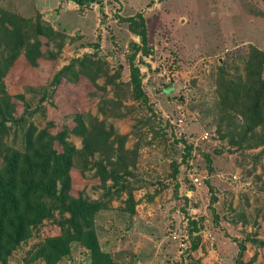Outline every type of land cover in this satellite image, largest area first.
I'll return each mask as SVG.
<instances>
[{"label": "rangeland", "instance_id": "rangeland-1", "mask_svg": "<svg viewBox=\"0 0 264 264\" xmlns=\"http://www.w3.org/2000/svg\"><path fill=\"white\" fill-rule=\"evenodd\" d=\"M58 1L0 0V9L24 18L25 34L38 19L67 34L41 36L37 63L22 50L6 74L15 106L0 165L23 149L31 127L73 128L81 113L114 141L88 154L82 134L67 137L83 151L71 171V194L103 202L91 229L110 264H264V143L254 146L264 129L247 132L239 114L221 108L217 92L221 74L244 79L251 72V47L264 52V0H62L64 10ZM137 13L148 31L149 52L135 58L147 101L127 86L133 43L141 39L126 18ZM86 55L104 62L96 82L79 73L77 59ZM118 135H127L124 151ZM121 152L127 186L109 190L114 181L102 184L95 162L122 174ZM43 200L51 215L0 264H48L40 247L62 232L70 214L57 196ZM52 264L95 263L92 251L73 240L70 253Z\"/></svg>", "mask_w": 264, "mask_h": 264}, {"label": "trees", "instance_id": "trees-1", "mask_svg": "<svg viewBox=\"0 0 264 264\" xmlns=\"http://www.w3.org/2000/svg\"><path fill=\"white\" fill-rule=\"evenodd\" d=\"M96 1V0H87ZM80 4L82 0H79ZM130 30L138 35L141 43H133L134 52L130 55L131 80L127 85L131 86L134 98L147 101V96L142 87L140 67L135 63L139 52L148 54V31L146 20L142 13L126 18ZM25 21L23 17L7 10L0 9V51L9 50L4 58H0V148L4 144L7 133V122L14 115L15 101L7 89L6 74L14 66V62L25 51V57L32 64L37 63L41 56V36L49 40L67 37L66 33L56 30L51 24L38 19L25 34ZM34 38L33 43L30 39ZM80 61V71L93 82L102 74L103 63L94 59L92 55H86ZM264 52L256 47H251L248 65L251 72L244 78H234L225 74L218 77L217 92L220 105L226 112H235L245 121L247 132L258 127L264 129ZM106 65V64H105ZM66 67V69H68ZM120 87V86H119ZM73 128L64 126L57 132L53 128L55 124L37 131L33 126L26 133L23 149L12 150L0 165V260H6L19 243L29 236L31 226L41 222L51 215V210L43 200L50 196H57L61 206L70 214L61 221L62 232L48 236L40 247L39 256H42L48 264L57 262L70 253V243L73 240L81 241L92 251L95 264H110V259L100 249L95 232L91 229L95 214L103 208L102 201H90L81 195L71 194V171L78 168L76 157L81 150L73 147L67 137L70 133L84 136V149L88 154L94 151H104L107 147H113L114 141L107 132H103L100 122L85 121L83 114L77 113ZM111 133V132H108ZM127 135H118L120 151ZM111 141V142H109ZM110 143V144H109ZM264 143V136L254 146ZM109 145V146H108ZM87 154V155H88ZM118 162H122L124 173L111 172L100 162L98 166L99 179L102 184L111 178L114 182L109 190L116 187L125 189L123 181L128 171L125 167V155L118 156ZM117 162V163H118ZM115 164V163H114ZM87 163L82 170H86ZM132 201L130 212H135V202L130 192L128 198ZM197 244L194 245L196 247ZM240 255L245 250L240 245Z\"/></svg>", "mask_w": 264, "mask_h": 264}, {"label": "crops", "instance_id": "crops-1", "mask_svg": "<svg viewBox=\"0 0 264 264\" xmlns=\"http://www.w3.org/2000/svg\"><path fill=\"white\" fill-rule=\"evenodd\" d=\"M59 2V1H58ZM33 7H34V9L35 10H38L39 12H41L42 14H44L45 12L46 13H48V11H47V8H45L44 7V4L43 5H41V4H38L37 2H34V5H33ZM59 10L60 9H66V7H65V5H64V3L62 2V0H60V2H59ZM61 12V11H60Z\"/></svg>", "mask_w": 264, "mask_h": 264}, {"label": "water", "instance_id": "water-1", "mask_svg": "<svg viewBox=\"0 0 264 264\" xmlns=\"http://www.w3.org/2000/svg\"><path fill=\"white\" fill-rule=\"evenodd\" d=\"M168 89L166 88V91H167Z\"/></svg>", "mask_w": 264, "mask_h": 264}, {"label": "built area", "instance_id": "built-area-1", "mask_svg": "<svg viewBox=\"0 0 264 264\" xmlns=\"http://www.w3.org/2000/svg\"><path fill=\"white\" fill-rule=\"evenodd\" d=\"M197 180V179H196Z\"/></svg>", "mask_w": 264, "mask_h": 264}]
</instances>
